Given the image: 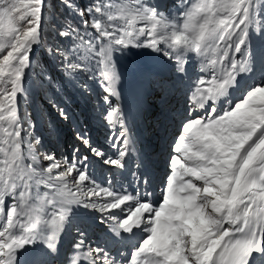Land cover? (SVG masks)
<instances>
[{
	"label": "snow or ice",
	"instance_id": "6c2138e0",
	"mask_svg": "<svg viewBox=\"0 0 264 264\" xmlns=\"http://www.w3.org/2000/svg\"><path fill=\"white\" fill-rule=\"evenodd\" d=\"M137 5L140 0H136L134 8L118 10L122 17L131 14L133 19L148 21L151 28L121 31L119 25L113 23L105 26V15L108 22L116 17L108 14L112 6L103 0L90 9H78L73 0H68L66 5L81 17L85 34L81 35L79 29L71 26L59 34L71 36L75 41L78 38L80 43L76 42L75 49L78 51L83 45L85 59L95 57L101 73L112 71L108 77L111 82L102 84L110 96H118L115 88L118 77L111 62L112 45L137 46L134 41L140 36L147 39L138 46L159 51L158 45L163 42L177 62L187 51L199 57H204L209 50L215 54L210 61L211 78H201L194 86L192 98L200 107L224 96L237 73L246 70L249 52L242 46L246 44L249 26L257 23L254 0H202L187 8L180 25L169 24L163 15L158 17L154 10ZM43 6L44 0H0V50L5 48L2 42L5 37L10 48L0 59V78L10 84V88L0 89V121L6 120L11 126V131L0 128L7 134L5 142L11 145L10 158L8 151L0 149L5 151L4 168L0 169V184L4 186L0 190V204L5 195L17 199V192L21 202L13 203L6 213L7 222L0 231V264H14L15 252L37 239L45 240L54 250L68 215V206L79 203L106 212L134 202L135 206L129 204L127 216L113 229L117 233L129 231L147 218L149 235L132 253L129 264L142 261L144 264H248L253 252L264 253V83L252 87L241 101L222 114L197 117L183 126L173 145L174 155L169 162L171 174L163 188L159 207L154 208L148 201H140L129 193H116L99 185L86 187L88 176L78 170L76 161L66 162L64 170L60 171L61 164L51 155L44 157L50 161L46 169L37 171L33 165L27 168L28 179L34 178L36 185L47 174L50 191L45 193L43 203L55 210L48 219L46 212L29 207L25 191L18 187L17 177L26 189L36 185L25 183L24 176L20 175L25 165L20 153L22 130L17 123L15 98L21 89L31 45L40 40ZM86 14L91 17V23L90 19H84ZM127 23L131 26L132 19ZM88 27L96 30L97 38L91 37ZM169 29L170 37L165 35ZM178 49L183 52H177ZM56 52L64 59L68 74L81 68L80 63L71 62L69 55L60 53V49ZM237 53H241V59L236 58ZM164 54L170 55L167 51ZM183 70L182 66L177 67V71ZM5 98L11 102L7 107H4ZM104 99L108 106L105 120L110 127L118 124L120 129L112 145L117 156L108 158L105 163L120 168L131 152V141L119 103L114 106L107 96ZM60 114L65 116L63 110ZM78 139L88 145L86 137L78 136ZM96 155L101 153L96 152ZM70 177L71 185L68 183ZM144 183L147 184L146 179ZM97 198H104V202L97 203ZM25 209H28L24 213L26 222L21 217ZM17 224L22 229L19 235L12 233ZM43 229H47V234ZM75 247L77 253L71 264H79L82 260L87 264H116L100 249L87 248L82 240Z\"/></svg>",
	"mask_w": 264,
	"mask_h": 264
},
{
	"label": "rangeland",
	"instance_id": "374dc122",
	"mask_svg": "<svg viewBox=\"0 0 264 264\" xmlns=\"http://www.w3.org/2000/svg\"><path fill=\"white\" fill-rule=\"evenodd\" d=\"M80 3V9L83 8V2L82 0H78ZM202 0H183V4H181V0H172V2H167L166 0H140V7L141 5L143 7H146L147 9L154 10V14H156L158 17L160 15H163L166 22L169 24H176L180 25L183 21V13L187 10L188 7H191L194 4L201 3ZM52 3V0H44V6L42 10V22H41V28H40V40L37 43H34L31 45L29 54H28V64L26 68L23 71L22 79H21V89L17 92V95H20L22 90H25V88L29 85L34 88L36 93H39L35 89V83H32L31 74L34 75V77L42 81L41 78H39L37 75V65L44 67L46 65L48 67V70L51 72V78L58 77L60 74V71L58 70V67L53 63L54 58L58 57L57 53L55 52L54 48L57 44V34L56 30H52V34L48 40L44 39V31L48 27V21L53 19L52 12L50 8V4ZM134 5L136 3V0L133 1ZM153 6V7H152ZM164 7V9H163ZM119 11V10H118ZM255 16L258 17L259 20H256V24L250 25L248 30V37L246 40V44L243 47L247 48V45L250 46V44H253V40L255 42H258L257 45L260 43L264 44V0L261 1H255ZM261 15V17H260ZM120 19V23L125 27L123 30L127 31H133L134 29L138 30L140 28H151V24L145 21V26L139 25V19H133V17L129 14H126L125 17L121 16L120 11L117 13V16ZM84 19H88V15L86 14L84 16ZM128 19H132L133 23L131 26L128 25L127 21ZM256 19V18H255ZM143 21V22H144ZM261 21V22H260ZM91 28V27H90ZM166 36H171V29L168 30V32L165 34ZM147 39V37L140 36L136 41H134V44L137 46H133L132 44L127 45V49H133L131 51L132 55L135 58H139V64L135 62V59H133L132 66H127L123 69L124 78L125 80L118 77V80L115 84L117 93H123V91H127L130 93H135V80L138 81L139 76H149L147 72L153 71L156 74H160V68L163 65H168L172 67L173 71H177L178 66H185V70L180 72V75L185 74V71L194 67L199 68V72L196 70L194 71V74L192 76L191 82H194V86L196 84V81H198L201 78H204L205 74H208L209 76L206 77L207 79L211 78V68L212 65L210 63L211 59L214 57V53L209 50L204 57H199L196 53L192 51L183 52V49H178L177 52H183V58L179 62L175 60V58H172V52L171 49L168 48V45L161 42L158 45L159 51H154L150 47H144V46H138L144 43V41ZM159 39V37H157ZM170 43V40H169ZM119 48L124 47L123 45H116ZM143 47V48H142ZM214 47V46H213ZM125 48V47H124ZM49 49H53V51H50ZM140 49L144 50V53H139ZM169 52L170 55L166 56L164 53ZM248 58L252 57V52L249 51ZM256 52V51H255ZM148 55H145V54ZM191 53V56H188ZM6 51L2 54L0 59H2L3 55H6ZM257 54V53H256ZM123 55H121L122 57ZM127 57V56H125ZM191 60H189V59ZM237 59H241V53L236 54ZM94 59L95 58H91ZM194 59V60H192ZM197 61V62H196ZM95 64V63H94ZM203 65H208L207 69L209 72L205 71L203 68ZM114 66V65H113ZM138 66H142V69H140ZM90 69V68H88ZM115 72L116 68L114 66ZM217 71L220 70V66H216ZM139 70L140 73L137 72ZM7 71V69H6ZM168 71V70H167ZM37 72V73H36ZM130 72V77L127 75ZM74 75L80 76L81 71L78 69L75 72H72ZM153 73V74H154ZM239 73V72H238ZM238 73L236 77L238 76ZM117 74V73H116ZM152 74V75H153ZM112 75V71L109 70L108 77ZM55 76V77H54ZM38 77V78H37ZM187 78V75H186ZM62 79V84H65V79ZM126 79H128V83H126ZM178 79V77L176 78ZM162 80V79H161ZM103 81V80H102ZM108 83L111 81L107 78ZM34 82V81H33ZM43 82V81H42ZM168 82H170V79H168ZM235 82V81H234ZM162 89L165 87V84H161ZM9 87L10 84L7 80L0 78V88ZM83 90H86L84 94L82 95L80 100L72 99V104L68 105L67 107L64 106L60 108V110H56L52 108V105L49 103H46L42 101L40 105L42 106L40 108V115H22L21 118V112L20 107H17V114L20 115L21 122H17L20 127H26L27 131L31 134H22V141L23 146L21 148H24L26 151V154L23 153V161H24V171L20 173V175L24 176L25 183H30L33 185H36V181L33 178L32 180L28 179V171L27 163L33 162L34 159H36L37 162V171L46 169L50 161L44 159L45 155H51L55 158L57 162L61 164L60 171L64 170V165L67 162L68 164H71L73 161L77 162V168L78 170L84 171L86 173L87 168L84 169V167H87L91 164L92 161L97 160L98 155H96V152L100 150V146L108 140L110 137V133L113 130V127H110L108 124L109 132L106 135L103 132V127L100 126L98 122L105 120V113L103 102L104 98L108 96L107 93L96 91L92 86H88L85 83H83L82 86H79ZM64 91L67 93V88L64 89ZM43 93L40 91V95ZM39 97L44 100L41 96ZM116 101V104L118 103L115 99V96H109V99L111 101ZM21 109H23L22 102L25 103L27 107H29L25 100L23 98L19 99ZM58 106L61 104V101L58 99ZM10 104V103H9ZM8 105H4V107H7ZM39 106V105H38ZM120 106V105H119ZM63 110L65 113V116H61L60 112ZM126 109L124 110V112ZM45 114V115H44ZM5 116H7V113H4ZM41 119V123L36 124V126L42 131L45 127L48 133L43 138V141L40 139H34V137H37L34 126L35 121L38 117ZM118 117H114V119H117ZM128 129L130 125H133L132 121L128 122ZM0 128L8 129L11 131V126L9 123L5 121H0ZM135 129V127H134ZM134 129H129L131 132H134ZM139 133V132H138ZM136 133V134H138ZM78 136H84L88 140V145L85 146L84 143L80 139H78ZM7 140V134L0 131V149H4L5 151L9 152V158L11 156L10 152V143H6ZM96 150V151H93ZM5 151H0V169L4 168L3 160L5 159ZM27 171V172H26ZM3 175L6 177V173H3ZM75 175V174H74ZM88 176V174L86 173ZM53 176H55V173H53ZM47 174L45 173L42 177L40 183L30 189L24 188V185L20 183L19 177H17V184H20V190L25 191V202L26 198L30 197V194H33L40 197H45V193L49 192L50 189L47 187ZM68 183L71 185L72 179L71 177L68 180ZM85 186L89 187V177L88 180L85 182ZM61 187H63L61 185ZM91 187V186H90ZM89 187V188H90ZM30 200V198H29ZM18 203H21L18 200ZM91 210V209H90ZM93 210V208H92ZM67 220V219H65Z\"/></svg>",
	"mask_w": 264,
	"mask_h": 264
},
{
	"label": "trees",
	"instance_id": "16d2710c",
	"mask_svg": "<svg viewBox=\"0 0 264 264\" xmlns=\"http://www.w3.org/2000/svg\"><path fill=\"white\" fill-rule=\"evenodd\" d=\"M134 0H103V2L106 5H111L112 6V10L110 13L113 15L114 17L117 16V13L119 12L118 9L124 8V7H129V8H134ZM255 1H261V0H254ZM83 2V8L84 9H90L92 7V5L94 4H99L101 2V0H82ZM68 3V0H52V3L50 4V10L52 12V17L53 19L48 21V27L45 29L44 31V39L48 40L52 34V30H56V34H57V44L54 48L55 52L56 49H60V53H64L66 55H69V60L73 63H80L81 64V68L79 69L81 71L80 76L78 75H74L73 73L68 74L65 71V61L62 58V56L58 53V57H55L53 55V58L55 61H53V63H55V65L58 67V70L60 71L59 76L55 77V78H51V72L48 70V67L46 65H44V67L42 68L41 64L37 65V76L39 78L42 79V81L40 82L39 80H37L33 74L30 73L31 75V79L34 81L35 85L41 90V92L43 93L41 95V97L48 103L52 104V105H56V100H58V98L60 96H62L64 94V86L68 89H72L73 86H82V78L84 76V73L88 74L89 71L87 70V67L93 68L94 67V63H92L91 59L92 57H90L89 59H85L84 57V53L86 51L85 47L83 45L80 46L79 50L77 51L75 49V44L77 42V44L80 43L79 39L76 38V41L71 37V36H61L59 33L60 31L68 28L69 26L73 27V28H77L80 30L81 35H84V24L82 22V19L80 16L76 15V13L66 7ZM73 3L76 5V7L78 9H80V3L78 0H73ZM138 7V5H137ZM88 15V14H87ZM93 16L96 15V13H92ZM131 15V14H129ZM97 16H99V14H97ZM132 16V15H131ZM133 17V16H132ZM88 19H90V23H91V17L88 15ZM144 20L139 19V25L145 26V21ZM103 22L105 23V26H108L109 23H113L116 25H119L121 31H123L124 26L120 23V19L119 17H116V19L112 22H108L107 21V15H105L103 17ZM88 32L91 34L92 38H97V35L94 33V31L88 27ZM5 45V48L3 50H0V57L2 56V54L4 53V51L10 50V48L8 47L7 44V38L5 37L4 40L2 41ZM95 58V57H93ZM37 77V78H38ZM65 79V84H62V79ZM2 89V88H0ZM25 93H27L28 96H30V101L32 103H34L31 98H32V94L30 91L29 87H26L25 89ZM42 99H37L36 103L39 105L38 109L37 106H35V109L37 111V113H40V108L42 107L40 105V103H42ZM9 103H11L10 101H7V99L5 98V103L4 105H8ZM23 110H22V115H28L29 111L27 109V107L24 105L23 103Z\"/></svg>",
	"mask_w": 264,
	"mask_h": 264
},
{
	"label": "bare ground",
	"instance_id": "6f19581e",
	"mask_svg": "<svg viewBox=\"0 0 264 264\" xmlns=\"http://www.w3.org/2000/svg\"><path fill=\"white\" fill-rule=\"evenodd\" d=\"M162 68H163V67H162ZM162 70L165 71V72L167 71L166 68H163ZM115 88H116V87H115ZM119 101H121V103L123 104V109H125V108H124V101H123V98H122L120 95H119ZM123 113L126 114V111H125V112L123 111ZM132 140H133V139H132ZM91 210H92V208H91ZM52 212H53V210L48 211V215H47L46 218L50 219V218H51V213H52ZM75 213H76V209L74 208V206H73V205L68 206V215H67L66 219H68L70 216H73ZM22 218H24V217H22ZM25 220L27 221V217H26ZM65 221H66V220H65ZM64 227H65V226H64V224H63L62 230L60 231V233H59L58 236H61V237H68V236H69L68 232L66 231V229H65ZM43 231H44L45 234H47V229H43ZM21 232H22V230H21ZM21 232H20V234H21ZM18 235H19V234H18ZM43 242H45V240H43V239H37V240H35L33 243H31V244H26L24 247L27 248V249L34 248V247L39 246V245L42 244ZM60 247H61V245L57 242V239H56L55 244H54V249L57 250V249L60 248Z\"/></svg>",
	"mask_w": 264,
	"mask_h": 264
}]
</instances>
